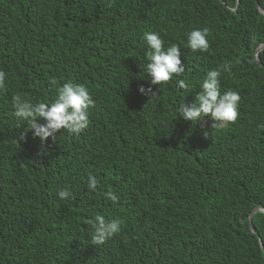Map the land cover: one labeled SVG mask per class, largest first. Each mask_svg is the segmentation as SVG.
<instances>
[{"label":"trees","instance_id":"16d2710c","mask_svg":"<svg viewBox=\"0 0 264 264\" xmlns=\"http://www.w3.org/2000/svg\"><path fill=\"white\" fill-rule=\"evenodd\" d=\"M255 1L264 9V0H0V264H264V212L249 218L264 209V49L254 58L264 15ZM203 29L209 50L193 53L187 34ZM145 33L180 48L182 76L150 84ZM221 65H230L221 94L241 97L237 121L180 118ZM69 81L94 101L89 127L43 148L31 131L20 140L27 122L15 119L12 97L51 103ZM96 215L120 232L95 247Z\"/></svg>","mask_w":264,"mask_h":264},{"label":"clouds","instance_id":"9594fccd","mask_svg":"<svg viewBox=\"0 0 264 264\" xmlns=\"http://www.w3.org/2000/svg\"><path fill=\"white\" fill-rule=\"evenodd\" d=\"M207 36V29L191 31L186 37L187 48L193 53L197 51L206 53L210 47ZM143 38L148 49L145 53L148 61L145 66V74L150 77L151 85L157 87L167 85L174 77H180L184 74L185 68L179 58L180 48L177 45L173 44L165 50L164 41L156 33H145ZM229 70L230 65H221L216 70L209 71L202 83V90L194 97V103L191 105L182 104L178 108V116L185 121L192 122V124H196L204 117H209L213 121L211 128H217L224 124H234L239 118L238 107L241 97L232 90L221 94L219 81L221 72ZM6 78V73L0 71V92L7 91ZM56 83L55 79L49 81L53 87ZM178 88L185 92L189 90L188 85L183 80L178 81ZM55 90L56 96L51 103L32 104L20 95L12 97L15 119L27 122V131L21 133L20 140H24L27 132L31 131L33 138H39L43 148L45 142L49 138H55L57 133L64 131L78 138L89 127V109L95 107V104L87 88L69 81ZM139 92L149 95L150 99L156 96L151 87L147 90L141 87ZM38 119H42L45 123H38ZM22 125L18 123L17 129ZM204 138H208V132H204ZM98 187V180L89 175V190L96 192ZM70 196L71 192L67 189L58 192V197L61 200H67ZM105 198L112 203L118 202V197L111 190L106 193ZM88 224L92 230L90 245L95 247L105 244L120 232L118 221H106L100 215L90 219Z\"/></svg>","mask_w":264,"mask_h":264},{"label":"water","instance_id":"95a60500","mask_svg":"<svg viewBox=\"0 0 264 264\" xmlns=\"http://www.w3.org/2000/svg\"><path fill=\"white\" fill-rule=\"evenodd\" d=\"M255 3H256V5H257V7H258V4H257L256 1H255ZM237 6H238V0H237ZM233 11L236 12V8H235ZM258 11H259L261 14L264 15V9H261L260 7H258ZM263 49H264V44L260 45V46L255 50L254 58H255V60H256L257 63H259L257 54H258V52L262 51ZM258 210H261L262 212H264V209H256V210H254V211L250 214L249 218L252 216L253 213H255V212L258 211ZM251 232H252V233H255L254 230H253L252 228H251Z\"/></svg>","mask_w":264,"mask_h":264}]
</instances>
